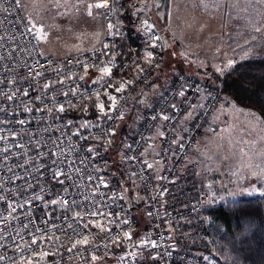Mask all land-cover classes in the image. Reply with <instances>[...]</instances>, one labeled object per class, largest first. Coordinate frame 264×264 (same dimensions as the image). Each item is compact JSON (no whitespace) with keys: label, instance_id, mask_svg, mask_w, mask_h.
I'll list each match as a JSON object with an SVG mask.
<instances>
[{"label":"built area","instance_id":"built-area-1","mask_svg":"<svg viewBox=\"0 0 264 264\" xmlns=\"http://www.w3.org/2000/svg\"><path fill=\"white\" fill-rule=\"evenodd\" d=\"M116 1L120 3L122 0ZM106 24L107 26L112 24L113 28L109 31L107 27L109 34L101 45L82 53L57 58L42 52L32 30L29 31L31 27L23 15L20 3L17 4L13 0H0V107L3 108V111H0V136L4 137L0 141V185H3V191L6 193L5 199H12L15 195L21 202L23 201L20 192L23 190L22 186L25 184V180L16 178L20 174L26 178L30 177V183H36V178L39 176V183L34 190H38L40 184H43L46 190L51 191L53 186L48 184L50 173L47 167L43 169V175H41L35 170L34 163L31 164V170L20 168L18 165L22 161L29 160V158H36L37 148L47 156L49 162L52 159L49 149L57 151L58 154L63 150L75 160L73 167H79L82 170L79 175L76 172L72 173L73 178L78 179L81 186L70 189L75 193V196L68 197V199L74 198L78 202L87 203L85 197H88L94 207L101 208L108 220H116L117 215L120 220H129L128 224L122 225L119 224L118 220L115 224L105 221V231L91 226L85 229L81 225L86 220L103 221L104 217L87 214L84 221L74 222L71 219V213H69L68 218H65L62 211L53 210L55 206L50 205L46 210H42L44 209L43 203L34 201L31 216L25 217L23 215L24 212L28 211L25 208L23 210L18 209L17 213L13 214L18 215L19 219L11 220L6 225L4 221L0 220V226H4L3 231L0 232V264H29V261H32V264H94L96 261L91 260L92 255H106L114 259L115 264H141V257L145 253L161 254L160 264H212L197 254L175 249L167 231L168 225L199 213L208 198L202 195L198 200H190L188 206L182 208L166 209L164 203L169 188L173 184L170 181L182 178L183 165L190 156L204 129L203 127L207 125L211 114L219 104L221 94L215 86L208 81L179 73L156 105L147 113L141 128L130 143L133 145L132 150L126 149L125 155H135L138 158L136 161L125 162L130 172L136 171L141 168L140 161L144 159L140 153L145 150L147 143L153 137L156 126L159 125L165 133L160 153L155 157V162L162 160V164H159L161 172L156 175L152 169H148L138 172L134 176L146 195L149 212L152 213L150 215L151 224L145 231L142 242L145 240L156 241L158 245L156 248H152L150 244L148 248L134 246L133 232L136 223L131 210L124 205V199L111 201L108 195H100V193L110 192L123 194L119 188L111 186V182L105 177L104 171H92L94 168L104 167L105 161H107V168L109 167L111 162L108 153L111 147L107 152L101 150V155L97 156L96 160L88 159L90 154L85 151V148L94 141L91 138L83 140L71 135L74 132L71 125L61 117L62 112L57 111L61 104L67 110L71 108L69 102L72 105H78L95 99L93 92L96 89H99L102 96L105 88L101 85H104L109 79L113 83L117 77L125 76L136 62L137 54L135 52L120 58L115 54L116 26L112 16H108ZM105 45L108 47L105 48ZM153 57L155 58L154 63H158L159 67H152L148 64L142 74L137 73L130 79L134 83L128 86L127 91L123 93L125 99L120 101L124 113L127 111L135 90L141 85H147L150 82L151 74L163 64L165 46L160 40L154 47ZM100 64L111 67L112 76L106 77L103 82L98 84L80 86L77 81L85 75V67H87L88 74L96 70ZM62 80L64 83L60 82ZM45 81L54 82L55 87L45 90L43 88ZM181 84L187 85L185 88L186 99L174 95ZM70 88L75 89L76 95L72 94ZM205 90V95L211 93V97L201 100V92ZM23 91H27L29 95L24 96ZM65 91H68L67 96L63 94ZM8 96H12V99L9 100ZM165 101L168 105L176 103L177 110L166 107ZM190 104H203V107H196L198 109L194 119L189 123L188 128L182 132L179 129V123L183 119L185 109L192 110L189 108ZM25 108L30 109V111L25 112ZM49 108L52 109L51 112L48 111ZM162 109L164 110L163 114L171 116L172 119L169 121L162 119L152 121L150 117L160 113ZM19 120H24L26 123L21 125L18 123ZM118 122L116 121V123ZM91 131L95 135L99 129L92 128ZM80 133L81 136H87L88 129L86 128ZM173 139L180 141V143L171 144ZM20 144H23L24 147L21 148ZM57 144L60 145L59 149L56 148ZM180 144L183 146L181 147ZM169 147L175 151V156L168 151ZM5 148H8L9 151H2ZM81 159H84V164L80 163ZM39 163L45 164L46 161L44 158H39ZM89 175L93 177L91 182L87 179ZM98 176H104L109 187L101 186L95 197H92ZM66 183L68 182L66 181ZM62 188L61 185L55 186L56 191H60ZM9 189L12 191L8 192ZM157 193H163V195L158 196ZM51 198L52 196L45 195V200ZM106 202L110 205L109 207L104 206ZM13 203L16 201L14 200ZM3 208L4 205L0 204V210ZM76 210L83 213L89 212L86 207H78ZM47 212H51V219H48ZM30 219L34 220L35 224L28 223ZM42 219L47 222L43 223ZM69 223H73L77 227L79 234L73 232L71 228H67ZM24 224H28L27 229L23 227ZM36 227L43 230L37 232V235L51 237L50 240L46 239L41 245L43 251L48 253L42 260L38 258L40 253L36 251L35 245L29 248V241L32 238L30 232H34ZM107 229H111V231ZM125 231L131 233L132 240L123 237ZM84 235L90 241L88 245L77 246L71 252L67 250L71 247L73 240L80 239ZM116 236L120 237V242L111 243V239ZM105 244L107 247H104ZM169 245L172 247L170 248ZM169 251L171 252L170 256L167 255ZM125 257L127 259H124Z\"/></svg>","mask_w":264,"mask_h":264},{"label":"rangeland","instance_id":"rangeland-1","mask_svg":"<svg viewBox=\"0 0 264 264\" xmlns=\"http://www.w3.org/2000/svg\"><path fill=\"white\" fill-rule=\"evenodd\" d=\"M24 1L28 7V11L27 9L24 11V16L27 18L40 49L49 56L62 58L101 45L109 34L106 24L108 16H112L116 26L114 39L116 45L117 39L130 32L123 25L122 15L124 11L118 7L116 0H114L111 11L107 12L105 9L87 8L88 4L95 3L96 0ZM155 2V0H150L149 3L147 0H128L126 3V10L130 12V19L134 24L132 36L135 37L138 44L142 45L143 49L140 55H137V60L130 69L129 76L124 79H117L112 84L130 80L132 75L139 73L137 66L145 68L148 65L145 58L148 53L153 55V45H156L159 40L164 43L165 57L161 68L151 74L150 82L135 90L124 119L118 122L120 127L116 130L117 135L113 138L116 142L114 146L112 145L110 154L120 162H122L120 154H125L127 149L122 146L121 142L127 138V143H131L134 135L141 128L147 113L156 105L179 73L213 81L212 73L224 75L232 66V60L241 59L242 56L232 51L233 55H226L228 61H225L227 59H225L224 54L216 53V49L219 51V45L217 47L209 46L211 40L199 41L203 47L202 52L210 49L209 55H202L203 59L209 61H201L197 56L184 55L180 51L175 54L174 48L166 42V31L157 22V18L162 17L160 13L165 12V6L163 4L157 10ZM89 10L92 12V16L87 15ZM258 25L259 23H256V26ZM41 27L44 29V34L47 35L46 40L37 37V31ZM116 53L118 56L119 52L116 51ZM120 54L125 53L120 52ZM254 58H264L263 47L256 48L254 54L246 56V60ZM220 59L222 60L220 61ZM104 66V64H100L98 68ZM97 69L95 70L96 73ZM95 77L97 79V76ZM107 91L118 98L123 96V93H116L113 88H107ZM101 99L107 103L106 97L103 95ZM93 103H95V99L79 107L90 110ZM91 111L90 115H94L92 119L78 122L66 121L71 124V128L75 131L85 122L96 123V109ZM127 127L129 129L126 131V137L122 140L120 133ZM203 128L196 141L195 150L190 156L191 159L188 158L190 159L189 164H187V160L184 163L182 178L176 180L169 188V191L172 190V186H175L176 189L174 190L177 193L174 208L186 207L190 200H198L202 195L208 198L204 207L236 201L244 197L264 196V124L260 118L255 113L244 110L230 99L223 97L211 114L207 125ZM85 129L80 128L79 130L82 132ZM192 157L194 158L192 159ZM107 176L111 179L110 171ZM109 182L113 183L112 179ZM129 202L131 204L127 207L136 206L137 214L142 222L135 231V239L141 241L149 224V207L142 200L139 201V204L130 199ZM197 215L174 224L192 227ZM187 240L193 241V237L189 234ZM197 256L201 257L200 254ZM99 257L100 259L96 260L94 264H115L111 257L106 255H99ZM204 257L201 258L204 259ZM141 260L142 264H160L159 259H153L150 255L142 256ZM207 261L213 264L210 258Z\"/></svg>","mask_w":264,"mask_h":264},{"label":"snow or ice","instance_id":"snow-or-ice-1","mask_svg":"<svg viewBox=\"0 0 264 264\" xmlns=\"http://www.w3.org/2000/svg\"><path fill=\"white\" fill-rule=\"evenodd\" d=\"M13 2L19 4L20 0H13ZM58 2V0H57ZM114 0H96L95 3L92 4H88L87 8L88 9H92V8H96V9H105L106 12L107 11H111L112 6H113ZM87 15L92 16V12L89 10L87 12ZM33 27H35V25H33ZM109 31H111V29L113 28L112 24H109L108 26ZM29 31H31V28L29 29ZM37 37L41 40H46L47 39V35L44 34V29L41 27L38 29L37 31ZM157 39H159L157 37ZM105 48L108 47V45L104 46ZM153 47H155V45H153ZM146 63H148L150 66L152 67H159L158 63H154V57L152 55V53H148L146 56ZM99 71L101 72L103 77H111L112 76V68L105 65L103 68H99ZM137 71L139 73H143L144 72V68L143 67H139L137 66ZM85 75L87 74V67H85L84 69ZM37 75H40V73H37ZM81 80L84 79V76L80 77ZM61 83H64V81H60ZM92 83H99V78L96 81H92ZM134 81L133 80H128V81H124V82H117V84H112L111 80H107L105 82L104 85H101V87L105 88V91L102 93V95L104 97H106L107 103L105 100L101 99V92L99 91V89H96L93 92V95L95 96V103L93 104V107L96 109V123H89V122H85L83 124H81L79 126V128L72 132L71 135L78 137L79 139H83V140H89V138H91L92 141H94V143H91L88 147L85 148V151L90 154L88 159L90 160H96L97 156L101 155V150L104 152H107L108 149L112 146L114 140L113 138L117 135V129L120 127V125L118 123H116V121H120L124 119L125 113L124 110L121 108L120 106V101L125 99L123 96H120L119 98L114 95L111 94L107 91V88H113L114 91L116 93H124L127 91L128 86L133 84ZM55 87V83L54 82H49V81H45L43 84V88L45 90H47L48 88H54ZM187 87L186 84H181L180 87L175 91L174 95L184 98L186 99V92H185V88ZM70 91H72L73 95H76V91L75 89H69ZM199 91V90H198ZM205 91L201 92V100H205L207 98L211 97V93H207L205 95ZM65 96L68 95V91H65L63 93ZM23 95L24 96H28L29 93L27 91H23ZM81 95H83V93H81ZM9 100L12 99V96H8L7 97ZM85 98H90V97H85ZM37 99H39V97H37ZM141 103H143V101H140ZM166 107H170L173 110H177V104L176 103H171L170 105L167 104V101H165ZM69 107L74 108L75 105H72L69 102ZM196 107H203V104L201 105H195V104H190L189 108L192 109L193 111L196 109ZM39 110V109H38ZM65 106L63 104L59 105L57 111L58 112H64ZM82 111H86L85 109H81ZM0 111H3V108L0 107ZM25 112L30 111V109L25 108L24 109ZM49 112L52 111L51 108L48 109ZM163 109L160 113H157L156 115H152L150 117V119L152 121H157L158 119H162L164 121H169L172 119L171 116L167 115V114H163ZM190 119H194L193 115H192V111H189L188 109H185L184 114H183V119L180 123H182L183 121H187ZM19 124L23 125L26 123V121L24 120H19L18 121ZM70 127V125H69ZM80 128H87L88 129V135L87 136H81L80 133ZM92 128H98L99 131L98 133H96L95 135L92 133L91 129ZM156 132L157 135L159 137H164L165 133L160 131L159 125L156 126ZM4 139V137L0 136V141H2ZM182 139V138H181ZM29 143H31V140H29ZM123 147H126L128 150H132L133 145L132 144H128L127 143V138H125L124 141L121 142ZM180 141L173 139L171 141V144H179ZM21 148L24 147L23 144L19 145ZM180 146L182 147L183 145L180 144ZM56 148L59 149L60 145L57 144ZM2 151H9L8 148L3 149ZM168 151L171 153V155L175 156V151H173L171 149V147H169ZM37 152V157L36 158H29V160L26 161H22L18 167L20 168H26V170H31V164H35V170L37 172H40L41 175H43V169L45 167H47L48 172L50 173L49 178H48V184L52 185L53 188L51 191L46 190L45 186L43 184H40V187L38 190H34L37 187V183H39L40 177L37 176L36 178V183H30V177H25L23 174L17 175V179L20 180H25V184L22 186L23 190L20 192V196L23 197V201L21 202L20 199L18 197H16L15 195L12 197V199H5V195L6 193L3 191V185H0V204L4 205V208L2 210H0V220L5 222V225L7 222L11 221V220H15V219H19L20 217L18 215H13L15 213H17L18 209H25L27 208L28 211L24 212L23 215L25 217L31 216L32 211H33V202L34 201H40L43 203L44 205V209L42 210H46L48 208V206H55L53 208L54 211L59 210L62 211L65 215V218H68L69 213H71V219L74 222H79V221H84L85 215L90 214L91 216H101L104 217V220H97L95 222H93L92 220H86L81 227L82 228H89V226L93 227V228H99L101 231H105V221L107 223H117V220L119 221V224H128L129 220L128 219H123L120 220L119 216L117 215V219L116 220H108V217L105 215V213L101 210V208L98 207H94L92 204V201L88 198L85 197V200L87 201V203L84 202H78L76 199H68V197H74L75 193L72 192L70 189L72 188H79L80 182L78 179H74L72 176L73 172H76L78 175L79 173L82 171L79 167H73L75 164V160H73L67 152L61 150L59 152V154L57 153V151L49 149V152L52 156L51 161L49 162L47 160V156L44 153H41L39 151V149H36ZM145 153L144 151H142L140 153L141 156H143ZM156 155H159V153H157ZM39 158H44L46 163L45 164H40L39 163ZM101 159H103V157H101ZM120 159L122 162H128V161H136L138 158L135 155H125V154H120ZM81 164H84L85 161L84 159H81L80 161ZM141 164V168L133 171L130 173L129 179H131L132 177L136 176L138 174V172H143L146 171L148 169H154V164L149 163L148 160L145 158L143 160L140 161ZM156 164H162V160H157ZM61 165H64V167H61ZM54 166V167H53ZM156 171H159V169H155ZM93 172H100V171H107V161H105V166L101 167V168H94L92 169ZM163 178V177H161ZM88 181L91 182L93 177L91 175H89L87 177ZM97 183H96V188L93 190L92 192V197H95V195L97 194V192L99 191L100 187H104V188H108L109 185L105 179L104 176H98L97 178ZM141 179H143V177L141 176ZM66 181L68 183H66ZM171 183H175V181H170ZM132 184L135 185L136 181L132 180ZM57 185H61L63 186V188L60 191H56L55 186ZM12 190L9 189L8 192H11ZM123 192H127V189H123ZM45 195L48 196H52V198L50 200H45ZM101 196L104 195H108L109 199L111 201H115L117 199H121L123 200L125 197L123 194L121 193H115V192H110V193H100ZM158 196L163 195V193H157ZM135 199L139 200L142 199L141 197L138 196H134ZM16 201V203H13V201ZM105 207H109L110 205L107 204V202L104 205ZM80 207H86L89 209L88 213H83L82 211H77L76 209ZM195 207V206H193ZM5 213H7V215H5ZM48 216V219L52 218L51 212H47L46 213ZM148 215H152L151 212L148 213ZM43 223H46L47 221L42 219ZM28 223L30 224H35L34 220H29ZM3 227L4 226H0V232L3 231ZM23 227L25 229L28 228V224H24ZM67 228H71L73 232H77V227L74 226L73 223H69L67 225ZM108 231H111V229H107ZM43 230L40 229L39 227H36L34 232H30L31 235V240L29 241V248L32 247V245L36 246V251L40 253L39 255V259H43L44 256L48 255L47 252L43 251L41 245L42 243L48 239L50 240L51 237L45 236V235H37V232H42ZM77 234H79L77 232ZM123 237L125 239L128 240H132V235L129 231H125L123 233ZM111 243H119L120 242V237L116 236L115 238L111 239L110 241ZM90 243L88 237L86 235H84L82 238L80 239H75L73 240L71 247L68 248V251H73V249L77 248V246H86ZM149 244L152 248H156L158 247L157 242L156 241H143L139 246L142 248H148ZM134 246L135 242H134ZM104 247H107V244L104 245ZM169 247L171 248L172 246L169 245ZM167 255H171V252L169 251L167 253ZM151 258L153 259H160L161 258V254L157 253L155 255H152L150 253ZM100 257L96 256V255H92L91 256V260L92 261H96L99 260ZM124 259H127V257H125ZM205 260L208 259V257H204ZM29 264H32V261H29Z\"/></svg>","mask_w":264,"mask_h":264},{"label":"trees","instance_id":"trees-1","mask_svg":"<svg viewBox=\"0 0 264 264\" xmlns=\"http://www.w3.org/2000/svg\"><path fill=\"white\" fill-rule=\"evenodd\" d=\"M127 1L123 0L118 3V7L124 11L122 15L123 25L130 31L127 35H122L120 39H117L115 54L117 55L116 51H118L119 58L133 52L140 55L143 49L142 45L138 44L135 37L132 36L134 24L130 19V12L126 10ZM164 3H166V0L163 1ZM20 6L24 15V11L26 9L28 11L26 2L21 0ZM158 9L160 8L158 7ZM25 19L27 20V18ZM157 22L161 25V28L166 27V11L162 17L157 18ZM125 47H130L131 50L121 55V49ZM129 71L125 76H119L117 79L128 77ZM212 74L213 81L210 79H205V81L218 89L221 98L226 97L238 107L255 113L264 124V58L236 62L224 75ZM93 104L90 106L91 109L86 111H82L79 107L82 104L75 105L74 108L71 107L62 112L61 117L70 122L92 119L94 115H90V113L91 110H94ZM87 113L89 114L87 115ZM128 129L127 127L120 133L122 140L126 137ZM115 142L116 140H114L113 146ZM110 151L108 157L111 162L112 155ZM110 166L111 164L107 171H104V175L109 173ZM111 186L122 191L120 182L117 180H114ZM125 201L126 206L130 205ZM131 212L137 224L136 216L132 210ZM197 214L194 226L189 227L187 225L188 230L191 231L190 236L193 237V241L188 244L180 243L177 250L187 251L191 254L197 253L201 257L206 256L210 258L213 264H264V196L244 197L236 201L205 206ZM147 255H150V253H145L143 256Z\"/></svg>","mask_w":264,"mask_h":264},{"label":"crops","instance_id":"crops-1","mask_svg":"<svg viewBox=\"0 0 264 264\" xmlns=\"http://www.w3.org/2000/svg\"><path fill=\"white\" fill-rule=\"evenodd\" d=\"M147 1L148 3L150 2V0ZM164 6V10L167 12V24L163 28L167 34L165 39L167 44L174 48L175 54L180 51L184 55L197 56L201 61H209L203 59L202 55H209L210 49L208 48L206 52H202L203 47L199 44V41L211 40L209 46L217 47L219 45V51L216 49V53L224 54L225 59H227L225 61H228V56L226 55L232 54V51L242 55L241 59L232 60V65H234L236 62L246 60L248 54H254L256 48H264V0H166ZM164 13H160V15L163 16ZM256 23H259V25L256 26ZM130 50V47L121 49L123 53H128ZM97 70V73L94 70L95 72L92 71V73L84 75L83 80L79 78L78 84L80 86L98 84L92 83V81H96L98 78L99 83L103 82L106 77L102 76L99 68ZM95 76H97V79ZM191 111L194 117L197 108ZM191 121L192 119L180 123V130L182 132L185 131ZM159 128L162 131V128ZM162 141L163 138L159 137L155 131L153 137L147 143L144 150L145 154L143 155L144 159L146 158L149 163L154 164L152 171L156 175L161 172V167L159 164H156L155 157L158 156L156 155L157 153H160ZM193 150H195V146L190 156ZM188 158L187 164H189L191 157L190 159ZM110 168L112 181L117 180L120 182L122 191L123 189H127V192H124L125 200H128L126 203L131 204L129 202L130 199L135 203L138 202V204L140 200L148 204L146 195L135 178L129 179L131 172L125 162H120L112 157ZM157 168L159 171L155 170ZM132 180L136 181L135 185L132 184ZM174 190H176L175 186H172V190L170 189L167 195V200L164 203L166 209L174 208V204L176 203L175 195H177ZM134 196L141 197L142 199L137 200ZM130 209L134 212L137 220L133 237L135 245L139 246L142 240L138 241L135 239V231L142 222L137 214V207L131 206ZM149 226L150 219L146 229ZM167 231L169 239H172V244L176 245L175 249L180 247V243L188 244L192 242V240H187L189 234H191L187 225L170 224L167 226Z\"/></svg>","mask_w":264,"mask_h":264},{"label":"water","instance_id":"water-1","mask_svg":"<svg viewBox=\"0 0 264 264\" xmlns=\"http://www.w3.org/2000/svg\"><path fill=\"white\" fill-rule=\"evenodd\" d=\"M163 1L164 0H156V2H155L156 8L160 7L163 4Z\"/></svg>","mask_w":264,"mask_h":264}]
</instances>
